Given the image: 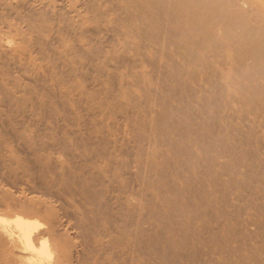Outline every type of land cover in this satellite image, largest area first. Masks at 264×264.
<instances>
[{
    "label": "bare ground",
    "instance_id": "6f19581e",
    "mask_svg": "<svg viewBox=\"0 0 264 264\" xmlns=\"http://www.w3.org/2000/svg\"><path fill=\"white\" fill-rule=\"evenodd\" d=\"M7 123L48 227L0 217L6 264H264V0H0Z\"/></svg>",
    "mask_w": 264,
    "mask_h": 264
},
{
    "label": "rangeland",
    "instance_id": "374dc122",
    "mask_svg": "<svg viewBox=\"0 0 264 264\" xmlns=\"http://www.w3.org/2000/svg\"><path fill=\"white\" fill-rule=\"evenodd\" d=\"M41 2H43V1H41ZM47 23H51V22H47ZM100 36H106V35H104L103 33L102 34H100ZM14 37V34H11V35H6V42H9V43H11V44H16L15 43V41H13L12 40V38ZM10 40V41H9ZM56 43V42H55ZM22 44H19V46H18V50H20V51H22L23 49H24V45H22ZM56 46L58 45V44H55ZM21 47V48H20ZM35 55V54H34ZM87 68V65L82 69L84 72L87 70L86 69ZM90 71L89 72H92L91 71V69H89ZM93 73V72H92ZM152 106H153V103L151 104ZM121 122V123H120ZM119 123L120 124H122V125H124L125 124V121L124 120H120L119 121ZM7 125V126H6ZM121 125V129H122V132H123V126ZM6 127V128H5ZM9 128H11L10 127V125L7 123V124H4V125H2L1 126V128L0 129H4V132L2 131V133L0 132V136H1V138H0V145L5 149V153H6V151L7 152H9V153H11L12 155H13V159L17 162V160H19V159H16V157H18V158H20V160L22 161V162H24V163H26V164H30V165H33L32 163H35L36 164V161H37V159H39V155L37 154V155H31L30 153H29V151H28V149L26 148V146L24 145V144H22L21 145V140L19 141L18 140V136L17 137H15L14 136V134L15 133H8V131H10L9 130ZM12 129V128H11ZM7 130V131H6ZM5 132H7V133H5ZM4 133H5V135H4ZM7 134H10V137L7 135ZM12 135V136H11ZM2 137L4 138V140H2ZM7 137V138H6ZM13 137V138H12ZM18 140V141H17ZM2 141V142H1ZM23 147V149H24V146H25V149H24V151H23V153L22 154H20V152H22V151H20V150H23L22 148H21V146ZM18 147V148H17ZM19 148H21V149H19ZM19 150V151H18ZM29 153V154H26L27 152ZM2 151H0V157L2 158H0V167L1 166H3V167H1L0 168V189L2 190V191H0V217L3 219H9V220H12V219H14L16 216H23V217H25V218H27V219H32V220H37L39 223H40V225H39V227L41 228H46L45 226H47L48 227V224H47V216L44 214V213H42V214H34V212H31V211H29L27 208H29V207H31V205H30V203H29V201H27V200H22V201H20V202H14V200H13V198H15L16 197V195H18V194H22L21 196H24V197H26V198H28L29 196H31V195H33V194H30V191H44V190H41L40 189V186H38V185H40V183H38L37 184V182L39 181H41L40 180V178H39V176L41 175V173H39V172H36V176H35V173H33L32 174V172H30L27 168H21V167H19L18 168V166L15 164V163H12V162H14V160H7L6 159V157L4 156V153L2 152ZM15 152H17V153H15ZM56 156L54 155V154H52V158H56L58 155H60V153H58L59 151H57L56 150ZM3 155V156H2ZM25 155H27V156H25ZM50 155V156H49ZM49 155H46V158L48 157L49 159H50V157H51V154H49ZM24 156H25V158L27 157L28 158V160L30 161H26V159L24 158ZM30 156V157H29ZM43 156H41L40 158H42ZM24 159L25 161H23L22 159ZM32 158V159H31ZM44 158V157H43ZM5 159V160H4ZM31 159V160H30ZM35 159V160H34ZM119 159H126V156H123V157H120ZM32 161V162H31ZM35 161V162H34ZM2 162V163H1ZM5 164H8L7 166L5 165ZM12 165V166H11ZM5 166V167H4ZM10 166H11V168H10ZM3 168V169H2ZM7 169H10V171H11V173H10V171L9 170H7ZM27 169V170H26ZM2 171H3V173H2ZM5 172V173H4ZM7 172V173H6ZM18 172H19V175H18ZM23 172H25L24 173V176H23ZM10 174H12V176H10ZM7 175V176H6ZM17 175V176H16ZM26 175V176H25ZM9 176V177H8ZM32 176V177H31ZM36 178H35V177ZM6 177H7V179H6ZM14 177H16V178H14ZM28 177V178H27ZM30 177V178H29ZM37 177H38V179H37ZM10 178V179H9ZM20 178V179H19ZM33 178H35V179H33ZM15 179V180H14ZM31 181H30V180ZM17 180V181H16ZM23 180V181H22ZM25 180V181H24ZM35 180H37V181H35ZM8 181V182H7ZM19 181V183L20 184H18L17 182ZM36 182V184H35V182ZM128 180H126V182H127ZM7 182V183H6ZM12 182V183H11ZM31 182V183H30ZM130 182V180L128 181V183ZM15 183V184H14ZM22 183V184H21ZM123 183L124 185H126L127 187H126V190H127V188H129L127 191L128 192H131V190H133V192L135 191V193L137 192V189H136V186H135V184L134 183ZM6 184H8L7 186H6ZM9 184H10V186H9ZM25 184V185H24ZM33 184H35V185H33ZM17 185V186H16ZM129 185V186H128ZM13 186H15V188L13 187ZM26 186H27V188L29 189H27L26 188ZM37 186V187H36ZM11 187V188H10ZM24 187H25V189L28 191H26L25 189H24ZM36 187V188H35ZM7 188H8V190H7ZM37 188H39V189H37ZM15 190V191H14ZM14 191V192H13ZM17 191H19V193L17 192ZM126 191V192H127ZM138 193V192H137ZM16 194V195H15ZM37 195V194H36ZM19 196V195H18ZM38 197H39V199H43L44 198V196L43 195H41L40 193H38V195H37ZM68 203H71V204H73V206H71V207H69V210L68 211H66V210H62V209H60V202H54L53 203V206H54V210H55V215L57 216V218L60 220V221H62V222H64L63 224H64V226H63V228L64 229H69L68 230V232L65 234V238H67V239H64V243H66V242H70L71 240L70 239H68V238H70L71 236H72V232H74V229H81L82 227H80V225H78V223H79V219H77V218H79L80 216H79V213L82 211V208L80 209H78L77 208V204L76 203H74L73 201H67ZM6 203H12V204H16V207H12V209H10L9 211H7L6 210ZM58 207H57V206ZM28 206V207H27ZM56 207V208H55ZM28 210V211H27ZM68 212H69V214H68ZM74 212V213H73ZM71 213V214H70ZM49 215L50 214H52V213H48ZM78 220V221H77ZM127 221V222H126ZM126 221L124 220L123 221V223H126V225L128 224V220L126 219ZM78 222V223H77ZM88 222V221H87ZM7 223H10V224H13L12 223V221H8ZM78 226V227H77ZM124 226H125V224H124ZM83 229V228H82ZM76 232V231H75ZM0 264H6V246L4 245V246H0Z\"/></svg>",
    "mask_w": 264,
    "mask_h": 264
}]
</instances>
